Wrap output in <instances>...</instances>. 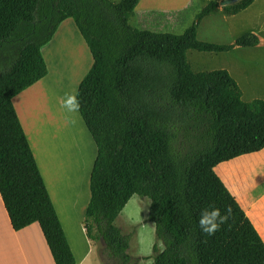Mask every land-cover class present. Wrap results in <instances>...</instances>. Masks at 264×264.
I'll return each instance as SVG.
<instances>
[{
  "label": "trees",
  "instance_id": "16d2710c",
  "mask_svg": "<svg viewBox=\"0 0 264 264\" xmlns=\"http://www.w3.org/2000/svg\"><path fill=\"white\" fill-rule=\"evenodd\" d=\"M253 0L224 9L235 13ZM138 0H0V197L12 228L36 221L55 264H76L12 103L47 73L41 47L72 18L92 55L78 85L79 113L96 144L83 224L118 264H137L130 234L114 223L133 194L150 198L153 264H264V241L216 173L218 163L264 148V99H242L224 69L193 72L186 50L225 51L262 42L246 32L231 43L199 40L207 2L182 33L139 29ZM214 204L231 216L214 235L197 226ZM158 241L163 243L160 248Z\"/></svg>",
  "mask_w": 264,
  "mask_h": 264
},
{
  "label": "crops",
  "instance_id": "0c3cea01",
  "mask_svg": "<svg viewBox=\"0 0 264 264\" xmlns=\"http://www.w3.org/2000/svg\"><path fill=\"white\" fill-rule=\"evenodd\" d=\"M174 1L170 5L169 0H138L130 22L139 29L182 33L210 0ZM220 1L214 11L200 20L196 31L199 40L227 44L246 32H254L262 42L219 52L189 48L187 62L193 72L224 68L236 80L242 99H264V94H258L264 93V0H253L235 13L225 11ZM41 53L47 73L14 94L12 103L76 264H88L93 258L104 261L103 243L98 247L83 224L96 144L80 113H68L62 107L67 94L76 95L92 65V55L72 18L60 22L50 41L41 47ZM75 57L76 65L69 68ZM69 118L75 123H69ZM262 200L264 185L257 182L245 186L238 202L264 241ZM9 253L16 255V261L9 260ZM0 264H55L38 222L13 229L1 197Z\"/></svg>",
  "mask_w": 264,
  "mask_h": 264
},
{
  "label": "rangeland",
  "instance_id": "374dc122",
  "mask_svg": "<svg viewBox=\"0 0 264 264\" xmlns=\"http://www.w3.org/2000/svg\"><path fill=\"white\" fill-rule=\"evenodd\" d=\"M168 3L173 5L176 2L174 0H169ZM135 21L134 19L133 23ZM174 33L179 34L180 31H175ZM247 94L248 93H246V95ZM246 97L247 96H244L243 100H245ZM215 170L234 196H237L238 199L241 200L246 185L257 182H262L264 185V150L242 154L232 159L222 161L216 165ZM149 205V197L133 194L114 220V223L122 232L130 234L128 252L131 255V261L137 264H153L152 245L157 238L154 223L147 220ZM94 242L98 244V247L101 246L102 241L100 239H95ZM90 243L92 246L94 245L93 242ZM158 244L160 248L163 247L161 241H158ZM15 257L16 255L14 256L12 253H9L10 261H16ZM103 260L104 261L98 258L95 260L93 258L89 260L88 264H118L116 261L109 258L105 252Z\"/></svg>",
  "mask_w": 264,
  "mask_h": 264
},
{
  "label": "clouds",
  "instance_id": "9594fccd",
  "mask_svg": "<svg viewBox=\"0 0 264 264\" xmlns=\"http://www.w3.org/2000/svg\"><path fill=\"white\" fill-rule=\"evenodd\" d=\"M62 107L68 113H78L80 109V101L77 95H66L62 101ZM69 123H75V120L69 118ZM231 216V208L226 207L223 214L220 209L214 204L201 210L197 226L201 231L207 235H214L215 232L220 230V227L225 224Z\"/></svg>",
  "mask_w": 264,
  "mask_h": 264
},
{
  "label": "water",
  "instance_id": "95a60500",
  "mask_svg": "<svg viewBox=\"0 0 264 264\" xmlns=\"http://www.w3.org/2000/svg\"><path fill=\"white\" fill-rule=\"evenodd\" d=\"M236 1H238V0H221L219 2V4H221V5H230V4H232V3L236 2Z\"/></svg>",
  "mask_w": 264,
  "mask_h": 264
},
{
  "label": "bare ground",
  "instance_id": "6f19581e",
  "mask_svg": "<svg viewBox=\"0 0 264 264\" xmlns=\"http://www.w3.org/2000/svg\"><path fill=\"white\" fill-rule=\"evenodd\" d=\"M62 59H63V55H62ZM62 59H60V62H61ZM64 60H65V59H64ZM64 60H63V61H64ZM76 62H77V61H76V57H75V59L71 62V67H69V68L74 67V66L76 65ZM67 95H69V94H67Z\"/></svg>",
  "mask_w": 264,
  "mask_h": 264
}]
</instances>
